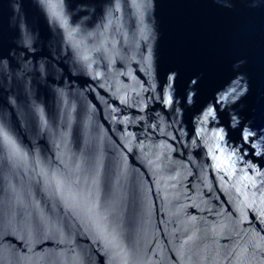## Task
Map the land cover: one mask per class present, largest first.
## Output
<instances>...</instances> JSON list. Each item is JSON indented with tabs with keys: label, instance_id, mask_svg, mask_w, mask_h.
I'll use <instances>...</instances> for the list:
<instances>
[{
	"label": "water",
	"instance_id": "water-1",
	"mask_svg": "<svg viewBox=\"0 0 264 264\" xmlns=\"http://www.w3.org/2000/svg\"><path fill=\"white\" fill-rule=\"evenodd\" d=\"M0 264H264V0H0Z\"/></svg>",
	"mask_w": 264,
	"mask_h": 264
}]
</instances>
